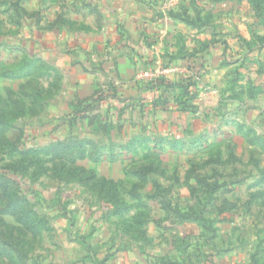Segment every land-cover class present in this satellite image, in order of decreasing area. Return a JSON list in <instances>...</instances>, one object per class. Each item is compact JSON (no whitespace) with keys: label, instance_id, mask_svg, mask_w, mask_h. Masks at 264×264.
<instances>
[{"label":"rangeland","instance_id":"374dc122","mask_svg":"<svg viewBox=\"0 0 264 264\" xmlns=\"http://www.w3.org/2000/svg\"><path fill=\"white\" fill-rule=\"evenodd\" d=\"M46 1L0 0L1 68H16L22 45L26 48L23 55L41 61L33 67L35 72L25 77L0 76V120L12 125L3 126L0 133V173L7 170L19 179L29 212V220L23 221L0 211V240L11 247L12 257L23 264H53L71 253V260L81 259L82 264H106L107 258L125 253L130 260L124 264H264V0H238L246 1L252 12L245 30L247 43L242 45V54L247 55L241 63L243 71H237L239 65L234 64L217 87L203 89H213L217 103L201 115L204 128L183 131L184 151L178 153L157 152L163 146L167 149V141L161 145L152 141L154 148L150 142L144 147L136 143L126 146L132 136L156 131L151 118L136 121L145 115L151 117V113L125 108L126 103L121 101L130 97L129 91L111 92L108 86L113 79L110 76L112 80H108L109 75L99 76L94 81L98 85L85 89L86 93H77L70 82L64 85L62 70L49 63L48 47L33 41L27 33L20 37L22 27L28 29L30 25L46 32L47 37L53 31L70 33L73 30L66 22L69 17L94 22L93 32H97L96 24L104 26L103 30L110 25L116 27L122 19L120 14L113 19L98 14L90 17L83 4L91 1L112 11L119 3L55 0L50 9ZM21 3L35 9L23 13ZM257 5L259 15L255 13ZM195 11L187 10L184 15L197 23L213 19L207 11ZM214 16L219 25L228 13L218 11ZM80 27L75 30L82 31ZM217 29L221 39L224 34ZM55 42L54 49L69 53L61 39ZM5 45L9 46L7 50ZM230 49L227 54L234 58L235 49ZM90 60L87 63L94 64ZM139 73L135 81L143 89L147 81L138 77ZM117 80L113 82L118 87ZM95 87L100 90L93 92ZM102 89L104 95L114 96L103 97L99 94ZM78 95L87 96L86 101L79 104ZM98 95L102 96L100 103ZM82 106L87 111L82 109L81 114L98 115L99 124L90 125V117L88 122L84 117L70 127L60 124L69 122L77 115L74 110ZM102 118L112 125H101ZM74 137L101 144L99 161L78 160L76 165L91 169L98 178L117 180L114 199L105 196L113 191L102 190L101 182L90 190L79 183L78 177L61 170L70 165L65 152L60 153L58 148L48 151L54 141ZM194 138L198 139L191 143ZM141 166L152 170L145 179L126 175V170ZM197 177L203 181L197 183ZM153 182L160 184L159 190ZM154 191L159 194L157 198L151 196ZM0 195H4L2 188ZM4 203L0 201V210ZM124 207L130 208L122 216L114 212ZM101 231L102 238L97 237L91 246L93 233ZM71 236L81 245L67 251ZM100 246L114 250L94 260ZM2 261L7 262L0 259V264Z\"/></svg>","mask_w":264,"mask_h":264},{"label":"crops","instance_id":"0c3cea01","mask_svg":"<svg viewBox=\"0 0 264 264\" xmlns=\"http://www.w3.org/2000/svg\"><path fill=\"white\" fill-rule=\"evenodd\" d=\"M46 2L50 9L55 4V0H47ZM110 2L112 4L118 2L119 5L110 11L104 6L96 5L95 2L87 1L83 4V7L87 8L86 13L90 17L98 14L103 19L108 17L113 19L120 14L122 19L120 20V25L117 24L116 27L110 25V28L103 30L104 26L96 24L97 29H95L97 32H93L94 22L69 17L66 22L73 30L70 33L67 31L62 34L53 31L52 36L48 33V38L46 32H39L30 25L28 29L22 27L20 37L27 33L32 37L33 41L35 40L43 47H48L51 54L49 63L62 70L64 85L67 86V82H70V85L76 88L75 91L77 93H86L85 89H92L94 85H98V82L94 83V81H98L101 75H109L108 80L113 79L112 86H108V89L111 88V92L118 93L127 89L130 97L123 98V101H121L126 103L124 107L131 109L142 108L151 113V117L145 115L144 119L139 118L136 121H148L151 118L149 121L156 130L153 134L157 136L156 138L153 134H148L147 132L146 135L132 136L128 140L129 142L133 139L147 138V142L141 143L142 147L148 145L149 142L157 141V139H163L162 142H170L171 140H184L186 142V138L182 134L183 131L192 129L195 132L204 128L206 124L201 121V115H203V112H208L212 104L216 105L217 103L215 91L212 89L210 92H202L203 89L211 88V86L217 87V84L225 80V72L229 71V68L234 64L239 65L237 71H243V67L240 64L242 63V58L247 55L242 54L243 48L240 46V39L247 41L248 36L245 30L248 27V16L249 14L252 15L247 2L238 0H111ZM21 5L26 11L35 9L32 5L28 6V3H21ZM194 9L197 10L195 11L196 14L207 11V13L212 14L213 19L208 23H197L189 16L186 17L184 15L187 10L194 11ZM218 11L221 14L228 13V17L221 20L219 25L214 20V15ZM79 25L82 29L80 32L75 30L78 29ZM217 28L224 34L221 39L217 36ZM56 38L61 39L62 43H64L69 52L67 55L63 54L61 49L60 51L59 49H54L57 44L55 42ZM222 41L227 43V48L229 49L226 50L227 53L231 51L230 47L235 49L236 55L234 58H230L227 53H224L225 46ZM8 48L9 46L5 45V50ZM18 49L22 51L23 58L25 46L22 45ZM86 59H91L90 62L95 65L88 64ZM138 67L143 68L142 70L156 68L168 70L167 73L161 74L160 77L165 79L170 86L180 82L184 83L187 81L186 78L195 82L194 85L188 88L189 93L194 94V97L188 99L185 104L194 106V110L191 111L189 108L182 109L183 105L179 104L176 99L180 88L176 86L173 89H167L166 83H163L158 88L153 89L150 81L145 79L149 83V89L146 88L147 82L143 89L139 88L135 80L136 74L142 70H138ZM115 79H119V81L117 80L119 83L118 87L113 82ZM97 88L95 87L93 92ZM97 90L100 89L98 88ZM175 90H178V94H176L177 92L175 93ZM103 93L104 90L102 89L99 94H102L103 97L114 96L113 94L106 96ZM102 96L100 97L101 99ZM76 99L82 104L86 101L87 96L78 95ZM101 99L98 103L103 101ZM73 106L75 108L76 105ZM73 106H71V109ZM88 117H90L89 122ZM81 119L83 120V118ZM103 119L101 125H104V127L112 125ZM85 120L91 125L92 122L93 124L94 122L99 124L101 118L99 119L98 115L95 116L93 113L87 116ZM62 123L67 124L66 121H61L60 124ZM74 123L72 126L75 125ZM150 143L149 146L152 145ZM168 146H166L167 149L163 146L157 152L178 153L184 151L183 149L174 151ZM151 148H154V146L152 145ZM83 160L92 161L88 158ZM86 170L91 171V169L87 168ZM106 180L112 181L108 178ZM113 182L116 183L117 180ZM98 233H93L89 242L91 246L98 241L99 238L97 237L102 238L101 236L104 234L103 231ZM177 233L180 234L179 231ZM71 238L69 241L70 247L65 246L67 251L81 245L79 241L74 239V236H71ZM117 245L118 243L115 244V247ZM100 247L94 260L114 250L113 248H108L109 246ZM69 254L71 253H68L64 260L53 262V264H82L81 259L80 261L71 260ZM126 257L127 260H125ZM68 259H70V262ZM129 260L130 258H128L127 254L124 253L122 256L116 253L113 258L106 259V264H124L125 262L128 263Z\"/></svg>","mask_w":264,"mask_h":264},{"label":"trees","instance_id":"16d2710c","mask_svg":"<svg viewBox=\"0 0 264 264\" xmlns=\"http://www.w3.org/2000/svg\"><path fill=\"white\" fill-rule=\"evenodd\" d=\"M18 3L15 4V6H17ZM259 5L256 6V14L259 15ZM21 11L23 13H26L27 11L23 8H21ZM102 17V16H101ZM240 42L242 44H240V46L242 47L243 44L247 43L246 40H242L240 39ZM223 45L225 46V51L224 53L226 54V50L227 48V43L226 41H222ZM246 56H244L242 59L244 60ZM242 60V61H243ZM233 61V60H231ZM239 61V60H237ZM36 63H40L41 61L40 59H38V57H28L23 55V58L21 59V61L17 64L16 68H12V69H6V68H1L0 69V76L3 78H22L25 77L26 75H30L33 72V67L35 66ZM241 65V64H240ZM50 69L53 70V72H57V70L53 67L50 66ZM35 72V70H34ZM187 81H185L184 83H177V84H171V86L168 84V82L165 81V79H163L162 77H158L153 81H150L151 87L154 88H158L160 85H162L163 83H166V87L167 89H173L176 87L180 88L179 89V94L177 95L176 99L178 101L179 104L183 105L182 109H186L189 108L191 111L194 110V106H187L186 101L188 99H191L194 97V94H190L188 91L189 86L194 85L195 82H193L192 80H190L189 78H186ZM8 91V90H7ZM168 91V90H167ZM9 94V92H8ZM101 97V96H100ZM98 96L97 100L99 101L101 98ZM84 102V101H82ZM80 103V102H79ZM81 104V103H80ZM86 107L82 106V108L76 109L74 110V113L76 112L77 115H74L69 122H67V126H72L73 123L79 118H84L87 117L84 113L81 114L82 109H85ZM85 111H87V109H85ZM93 119V117H91ZM0 126L2 128H0V133L1 130L6 127V126H12L10 123H6L4 120H0ZM4 126V127H3ZM198 138H194L192 140L191 143H194L197 141ZM158 143L161 145V142L163 141V139H157ZM142 142H147V138H140V139H133L131 140L128 144H126V146H133L136 144H141ZM170 145V149L174 150V151H181L182 148L185 144L184 140H171L170 142H168ZM99 145L98 143H95L94 141L90 140V139H86V138H70L67 139L65 141H54V143L49 144L48 146V151L50 150H57L60 153L65 152V161L70 164L68 166H66L64 168V166L60 167L61 170L68 172L72 175H75L74 177H78V181L79 183H82L84 186L86 185V187L90 190L95 189V187H97L98 183H102L100 185L102 190H109V192H112L113 190L115 191L116 184L113 181H108L106 179L103 178H98L93 172L86 170L83 167L77 166L76 162L78 160H82V159H91L93 161H99V159L101 158V156L103 155V152L98 149ZM62 149V150H60ZM161 149V148H159ZM66 162H64L63 164L66 165ZM152 170L149 167H139L135 170H126V175H135L137 176L139 179L143 180L145 179V176L147 174H149ZM69 181V180H68ZM81 181V182H80ZM203 181L201 178L197 177L196 178V182L199 183ZM19 179L16 176H13L12 174H9V171L4 170L0 173V188L4 189V195H0V201H5L4 205L1 208V212L2 214H7V213H11L14 217H17L18 219L21 220H29V216L28 213L26 211V208L28 207V204L26 202V195L23 192V189L19 187ZM154 187L157 188L158 190L160 189V184L159 183H155L153 182ZM13 187V188H12ZM11 188V190H10ZM212 188H216V184H214L212 186ZM113 191L112 194L109 193H104L105 196L109 199L112 200L114 199L115 196V192ZM163 192H167L168 190L164 189L162 190ZM164 195V194H163ZM154 198H157L159 196L158 193H156V191H154V193L151 195ZM27 205V206H26ZM130 207H124L122 210H118V211H114L115 213H118L119 216H122L123 213L127 212L129 210ZM27 212V213H26ZM12 249L11 247H8L7 244H5L2 240H0V259H5L7 262L3 263V261L1 262V264H23L20 263L17 259L15 260V256L12 257ZM9 255L10 258H9ZM10 260H12L13 262H11Z\"/></svg>","mask_w":264,"mask_h":264},{"label":"built area","instance_id":"2783aa9c","mask_svg":"<svg viewBox=\"0 0 264 264\" xmlns=\"http://www.w3.org/2000/svg\"><path fill=\"white\" fill-rule=\"evenodd\" d=\"M168 70L166 69H147V70H142L138 74V77L145 78L148 81H153L156 78L160 77L161 74L167 73Z\"/></svg>","mask_w":264,"mask_h":264}]
</instances>
